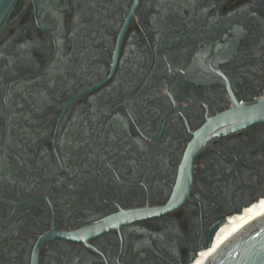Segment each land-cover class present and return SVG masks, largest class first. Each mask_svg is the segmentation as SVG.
<instances>
[{
  "label": "flooded vegetation",
  "instance_id": "af4514ba",
  "mask_svg": "<svg viewBox=\"0 0 264 264\" xmlns=\"http://www.w3.org/2000/svg\"><path fill=\"white\" fill-rule=\"evenodd\" d=\"M262 95L264 0H0V264H196L264 212V121L215 130Z\"/></svg>",
  "mask_w": 264,
  "mask_h": 264
},
{
  "label": "water",
  "instance_id": "95a60500",
  "mask_svg": "<svg viewBox=\"0 0 264 264\" xmlns=\"http://www.w3.org/2000/svg\"><path fill=\"white\" fill-rule=\"evenodd\" d=\"M215 121L220 123L215 130L222 133L264 121V95L253 103H236L232 109L218 115ZM229 224L231 226L219 236L231 235L201 264H264V214L242 227L234 217Z\"/></svg>",
  "mask_w": 264,
  "mask_h": 264
},
{
  "label": "bare ground",
  "instance_id": "6f19581e",
  "mask_svg": "<svg viewBox=\"0 0 264 264\" xmlns=\"http://www.w3.org/2000/svg\"><path fill=\"white\" fill-rule=\"evenodd\" d=\"M262 214H264V212H263ZM262 214H261V215H262ZM258 217H259V216H258ZM256 218H257V217H256ZM254 219H255V218H254ZM254 219H252V220H254ZM252 220H251V221H252ZM251 221H249V222H251ZM249 222H247V223H241V227L244 226V225H246V224H248ZM239 228H240V227H239ZM211 253H212V252H211ZM211 253H210V254H211ZM210 254H208V255H206L205 257H203V258H202L199 262H197L196 264H201V263H203L204 260L207 259V257H208Z\"/></svg>",
  "mask_w": 264,
  "mask_h": 264
}]
</instances>
